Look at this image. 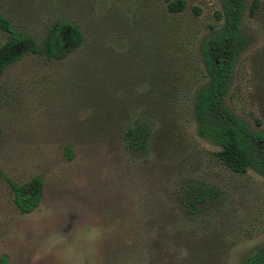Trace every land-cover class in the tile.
Listing matches in <instances>:
<instances>
[{"label":"rangeland","instance_id":"rangeland-1","mask_svg":"<svg viewBox=\"0 0 264 264\" xmlns=\"http://www.w3.org/2000/svg\"><path fill=\"white\" fill-rule=\"evenodd\" d=\"M186 1L172 14L168 0H0L38 39L58 19L85 35L66 60L30 54L0 82V257L9 264H244L264 245V176L220 164L195 118L208 83L201 45L223 25L222 0ZM242 28L250 43L228 105L264 130V5ZM7 40L0 28V47ZM137 119L153 126L144 155L125 145ZM35 177L43 197L24 213L9 181ZM190 179L223 192L217 213L183 211Z\"/></svg>","mask_w":264,"mask_h":264},{"label":"trees","instance_id":"trees-1","mask_svg":"<svg viewBox=\"0 0 264 264\" xmlns=\"http://www.w3.org/2000/svg\"><path fill=\"white\" fill-rule=\"evenodd\" d=\"M168 2L167 9L172 14H180L188 6L186 0ZM263 5L264 0H252L249 8L246 0H222V11L216 12V18L223 20V25L219 29L212 27L211 34L201 45L208 83L200 88L195 103L199 135L221 148L216 154L220 164L234 173L246 174L253 169L262 176L264 130L251 127L248 121L234 112L228 105V97L236 65L250 43L242 28L245 16L248 12L250 16H256ZM195 12L201 14L199 8ZM0 28L8 35V40L0 47V82L8 67L30 54L64 61L85 43L81 27L70 19L56 20L45 37L38 39L25 29H17L12 19L0 9ZM257 124L260 126L261 122L257 121ZM152 128L151 121L146 119L132 122L124 132L127 150L147 154L153 139ZM67 152L72 153L71 148H67ZM9 185L15 194V203L22 212L32 213L39 207L44 191L42 177H35L29 184L23 185L9 181ZM223 196L216 186L190 179L180 192V201L184 212L202 219L221 209ZM206 261L202 260L199 264ZM9 263L7 255L0 257V264ZM244 264H264V245L248 256Z\"/></svg>","mask_w":264,"mask_h":264}]
</instances>
